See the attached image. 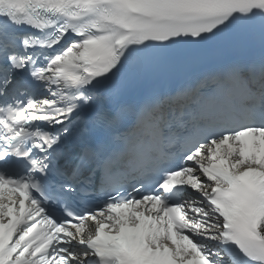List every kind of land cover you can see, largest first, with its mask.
<instances>
[{
	"label": "snow or ice",
	"instance_id": "obj_1",
	"mask_svg": "<svg viewBox=\"0 0 264 264\" xmlns=\"http://www.w3.org/2000/svg\"><path fill=\"white\" fill-rule=\"evenodd\" d=\"M0 264H264V0H0Z\"/></svg>",
	"mask_w": 264,
	"mask_h": 264
}]
</instances>
